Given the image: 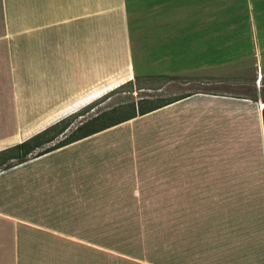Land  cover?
I'll return each instance as SVG.
<instances>
[{"label":"crops","instance_id":"obj_1","mask_svg":"<svg viewBox=\"0 0 264 264\" xmlns=\"http://www.w3.org/2000/svg\"><path fill=\"white\" fill-rule=\"evenodd\" d=\"M135 76L128 0H0V151ZM263 108L194 92L0 171V264H264ZM126 128L158 168L76 177L83 145Z\"/></svg>","mask_w":264,"mask_h":264},{"label":"rangeland","instance_id":"obj_2","mask_svg":"<svg viewBox=\"0 0 264 264\" xmlns=\"http://www.w3.org/2000/svg\"><path fill=\"white\" fill-rule=\"evenodd\" d=\"M128 7L135 84L121 88L122 84L93 109L83 111L68 134L103 113L143 98L161 102L201 91L245 96L242 92L252 90L248 97L263 99L264 0H128ZM130 111L126 109L121 116ZM117 117L110 114L104 123ZM129 133L127 128L125 133L109 131L83 145L74 156L81 161V167L74 168L76 177L95 182L133 181L134 171L144 163L143 168H158L146 155L134 161L129 154L133 148ZM85 153L89 155L81 156ZM70 159V155H61L54 163ZM65 174L69 173L59 170L53 178L63 180Z\"/></svg>","mask_w":264,"mask_h":264},{"label":"trees","instance_id":"obj_3","mask_svg":"<svg viewBox=\"0 0 264 264\" xmlns=\"http://www.w3.org/2000/svg\"><path fill=\"white\" fill-rule=\"evenodd\" d=\"M135 80H130L121 86L134 85ZM120 88V87H119ZM252 90L242 92L243 94L249 95V92ZM193 93L185 94L182 96H177L169 100L157 102L151 98H143L138 101V103L132 102L125 105H122L120 108H115L109 113H103L92 120H89L86 123L78 126L76 129L72 130L70 134L67 133V130L71 128V125L75 122L78 117L84 115L82 112L86 109H93L97 102H93L88 106L82 108L81 110L71 114L70 116L62 119L61 121L51 125L45 130L35 134L34 136L28 138L27 140L18 143L14 146L8 147L0 151V171L10 169L19 164L25 163L31 159L40 157L49 152L57 150L61 147L84 139L88 136L94 135L98 132L104 131L131 119H134L138 116L145 115L149 112L157 110L163 106L176 102L180 99L186 98ZM243 95L241 97H248ZM248 98L255 99L254 97L249 96ZM263 103H264V90H263ZM157 102V103H156ZM126 109L131 110L129 114L121 116L122 112ZM110 114H117L119 117L116 120L111 122H106V116ZM264 116V108H263ZM65 136L64 139L58 141V143L51 145L54 141L58 140L60 136ZM38 149H41L39 152H36Z\"/></svg>","mask_w":264,"mask_h":264},{"label":"bare ground","instance_id":"obj_4","mask_svg":"<svg viewBox=\"0 0 264 264\" xmlns=\"http://www.w3.org/2000/svg\"><path fill=\"white\" fill-rule=\"evenodd\" d=\"M260 86V85H259Z\"/></svg>","mask_w":264,"mask_h":264}]
</instances>
